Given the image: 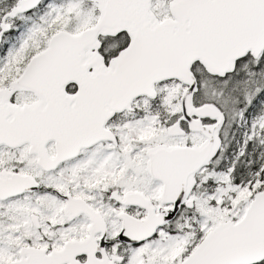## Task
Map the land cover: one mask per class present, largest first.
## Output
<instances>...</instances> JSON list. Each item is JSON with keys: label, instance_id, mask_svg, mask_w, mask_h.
<instances>
[{"label": "snow or ice", "instance_id": "6c2138e0", "mask_svg": "<svg viewBox=\"0 0 264 264\" xmlns=\"http://www.w3.org/2000/svg\"><path fill=\"white\" fill-rule=\"evenodd\" d=\"M0 264H264V0H0Z\"/></svg>", "mask_w": 264, "mask_h": 264}]
</instances>
